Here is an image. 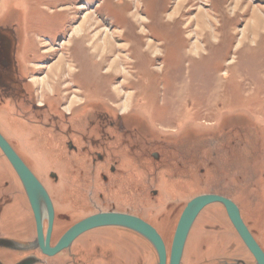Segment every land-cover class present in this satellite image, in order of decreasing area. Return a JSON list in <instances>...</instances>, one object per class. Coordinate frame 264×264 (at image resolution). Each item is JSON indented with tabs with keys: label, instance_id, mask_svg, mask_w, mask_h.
I'll return each mask as SVG.
<instances>
[{
	"label": "rangeland",
	"instance_id": "obj_1",
	"mask_svg": "<svg viewBox=\"0 0 264 264\" xmlns=\"http://www.w3.org/2000/svg\"><path fill=\"white\" fill-rule=\"evenodd\" d=\"M86 12L106 37L79 29ZM0 25L14 31L37 96L54 95L55 108L89 100L97 103L87 114L131 110L155 133L196 129L198 144L230 145L229 160L245 167L239 202L264 245V0H0ZM111 230L41 264H159L130 234L124 262ZM218 254L191 243L184 264Z\"/></svg>",
	"mask_w": 264,
	"mask_h": 264
},
{
	"label": "flooded vegetation",
	"instance_id": "obj_2",
	"mask_svg": "<svg viewBox=\"0 0 264 264\" xmlns=\"http://www.w3.org/2000/svg\"><path fill=\"white\" fill-rule=\"evenodd\" d=\"M13 35L12 29L0 25V134L52 201V222L49 212L43 210L45 244L56 247L73 226L94 215H130L157 231L165 244L169 264L184 210L195 198L214 195L238 208L241 219L264 252V245L246 220L245 209L239 202L244 199L245 167L240 160H229L230 145L198 144L196 129L167 131L175 134L172 137L165 131L155 133L131 110L126 114L99 111L87 114V105L97 103L89 100L73 105L68 111L66 102L55 108L54 95L37 96L29 77L31 72H24ZM227 165H232V171L224 172ZM63 166L68 170L66 178L61 174ZM54 191L60 193V202ZM35 217L19 175L0 148V240L29 248L21 251L0 245V264H18L37 257V264H41V259L61 254L69 258L75 245L85 237L108 229L119 237L117 249L123 261L129 255V234L146 241L133 230L104 227L80 235L60 253L49 257L37 246ZM231 223L223 204L205 207L191 227L181 264L191 243L203 251L208 248L218 255L221 251L225 254L202 259L200 264L219 260L224 264H250L243 257L245 251L257 264ZM167 233H173L171 242ZM146 243L154 249L148 240Z\"/></svg>",
	"mask_w": 264,
	"mask_h": 264
},
{
	"label": "water",
	"instance_id": "obj_3",
	"mask_svg": "<svg viewBox=\"0 0 264 264\" xmlns=\"http://www.w3.org/2000/svg\"><path fill=\"white\" fill-rule=\"evenodd\" d=\"M0 148L3 150V152L11 162L13 168L19 175L22 184L25 188V191L28 195L31 206L35 212V218L37 220V232L39 237L37 246L40 247V249L45 255L49 257L57 255L62 250L67 248L69 244H71L77 237L90 230L104 227H122L131 231L133 230V232L144 237L146 241L148 240L157 252L159 264H167V250L164 242L162 241V238L157 233V231L143 220L130 215L128 216L115 213L94 215L73 226L62 237L56 247L51 248L49 243L45 244L42 225V220L44 218L43 210L46 209L49 212L51 222L54 215V208L49 194L47 193V190L43 187V185L39 182V180L30 171V169L21 161L18 156H16V153L13 151V149L10 147L8 142L3 138L1 134ZM213 203H221L225 206L230 221L232 222L231 224H233V226L241 236L248 250L254 256L257 264H264V252L258 245V243L255 241L254 237L252 236L247 226L241 219L238 208L231 201L214 195H204L197 197L193 201H191L184 210L185 212L182 215L181 221L175 233L173 245L171 248L169 264H181L187 237L195 219L205 207ZM50 232L51 225L49 228L48 238ZM0 242V245H4L15 250L27 251L29 249L24 244L12 241L0 240ZM37 263V258H29L23 260L18 264Z\"/></svg>",
	"mask_w": 264,
	"mask_h": 264
},
{
	"label": "bare ground",
	"instance_id": "obj_4",
	"mask_svg": "<svg viewBox=\"0 0 264 264\" xmlns=\"http://www.w3.org/2000/svg\"><path fill=\"white\" fill-rule=\"evenodd\" d=\"M241 0H238V2ZM204 13V12H203ZM83 21L81 22L79 29L82 31L83 29L87 28L92 33L93 38L98 39L99 35L106 37L105 30L103 29H95L96 21L93 20L91 13L86 12L83 16ZM101 37V36H100ZM107 39V38H106ZM102 40V39H101ZM108 40V39H107ZM98 42V41H97ZM101 42V41H100ZM45 99V98H44ZM122 101V100H121Z\"/></svg>",
	"mask_w": 264,
	"mask_h": 264
}]
</instances>
